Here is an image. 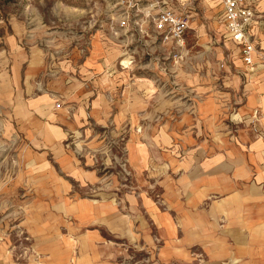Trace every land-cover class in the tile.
<instances>
[{
    "label": "rangeland",
    "instance_id": "374dc122",
    "mask_svg": "<svg viewBox=\"0 0 264 264\" xmlns=\"http://www.w3.org/2000/svg\"><path fill=\"white\" fill-rule=\"evenodd\" d=\"M156 1L0 0V264H158L134 218L160 167L260 133L257 110H238L259 78L217 3L162 0L192 15L179 57L154 28ZM37 119L56 127L52 140ZM105 206L113 232L94 217Z\"/></svg>",
    "mask_w": 264,
    "mask_h": 264
},
{
    "label": "crops",
    "instance_id": "0c3cea01",
    "mask_svg": "<svg viewBox=\"0 0 264 264\" xmlns=\"http://www.w3.org/2000/svg\"><path fill=\"white\" fill-rule=\"evenodd\" d=\"M214 1L225 38L235 48L243 70L259 78L253 91L245 86L248 98L238 110L242 114L257 110L262 116L261 130L258 135L241 133L236 143L197 146L205 154L197 160L175 162L163 173L160 167L158 194L145 195L137 222L134 218L141 246L156 250L158 264H264V65H257L256 55L254 68L246 67L240 48L227 33L223 6ZM251 1L258 15L250 28L256 43L264 39V1ZM44 124L35 120L38 128ZM45 126L46 138L52 140L56 127ZM91 212L87 208L82 210L84 216L73 214L84 222ZM94 217L111 220V232L119 227L113 206L96 210ZM91 259L95 264H114L100 262L97 256Z\"/></svg>",
    "mask_w": 264,
    "mask_h": 264
},
{
    "label": "built area",
    "instance_id": "2783aa9c",
    "mask_svg": "<svg viewBox=\"0 0 264 264\" xmlns=\"http://www.w3.org/2000/svg\"><path fill=\"white\" fill-rule=\"evenodd\" d=\"M223 6V20L227 33L232 42L240 48V57L246 67L255 66L257 45L250 33L252 24L257 19L256 8L251 0H218ZM154 14V28L167 42H172L179 49L186 46V36L190 30L192 17L189 13H182L171 8L165 1L157 0L152 4ZM125 23V21H124ZM181 56L182 52L179 50ZM259 112H254V120ZM256 119V120H255ZM259 121V119H258Z\"/></svg>",
    "mask_w": 264,
    "mask_h": 264
}]
</instances>
